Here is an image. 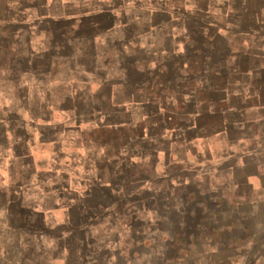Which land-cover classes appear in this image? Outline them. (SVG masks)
<instances>
[{"label":"crops","instance_id":"obj_1","mask_svg":"<svg viewBox=\"0 0 264 264\" xmlns=\"http://www.w3.org/2000/svg\"><path fill=\"white\" fill-rule=\"evenodd\" d=\"M0 12L2 34L10 42L7 44L22 45L13 52L17 59L28 61V69L46 74L66 68L72 74L102 78L83 83L81 90L63 97L61 107L70 102V107L86 108L91 119L96 118V108L152 109L156 133L151 138L150 153L154 171L163 164L167 172L172 166L184 169L185 163L175 164L173 159L186 149L199 157L198 162L206 163L207 152L192 145L203 138L213 119L219 124L215 138H223L224 130L225 134H246L250 170L261 171L258 179L264 191V0H1ZM127 61H134L130 67L146 84L134 86L127 80ZM112 69L117 79H110ZM147 76L151 81L147 82ZM104 112L97 115L100 120L111 121V112ZM127 116L125 113L123 122L127 123ZM72 118L79 123V115ZM46 136L40 139L51 138ZM145 140L140 138L141 143ZM62 147L61 143L54 148ZM70 151L78 158L79 142ZM234 154L239 156L238 151ZM176 177L169 175L165 186L184 192L188 181L179 174ZM66 178L64 175L52 185L43 177L17 184L19 192L33 194L29 204L17 203V210L38 221V228L29 225L21 231L25 239L12 251L18 264H88L93 259L87 254L92 233L86 223L95 218L96 210L87 205V191L79 197ZM160 180L159 175L152 180L157 194L150 199L151 206L175 198L160 197ZM23 199L20 197L27 203ZM57 213L77 220L74 237L48 245L46 220ZM151 214H155L153 208ZM172 240L164 245L161 264H173L169 258L176 253L180 264H188L195 257L202 264H239L237 253L233 260L232 255L209 252L206 246L192 249ZM256 246L240 264H264L258 252L254 253ZM71 250L75 253L72 262L61 256ZM125 251L124 245L108 248L106 264H131L127 256L134 255V261L140 256L136 247L127 256ZM195 251L199 254L194 257ZM112 257L117 258L114 263ZM149 264H159V257Z\"/></svg>","mask_w":264,"mask_h":264},{"label":"rangeland","instance_id":"obj_2","mask_svg":"<svg viewBox=\"0 0 264 264\" xmlns=\"http://www.w3.org/2000/svg\"><path fill=\"white\" fill-rule=\"evenodd\" d=\"M1 34L2 29L0 264H18L12 251L25 239L21 231L29 225L38 228V221L29 219L17 210V203L21 206L29 204L33 195L22 190L19 192L17 184H29L43 177L48 185H52L64 179V175L79 197L86 195L87 191V205L89 209L94 207L96 210L95 218L87 223L80 222L88 224L92 233L87 254H92L93 259L88 264L108 263L107 249L115 250L122 245L126 248V256L135 247L139 251L140 256L136 261L134 255L127 256L132 259L131 264H149L156 256L161 264L164 259L162 250L168 239L189 245L192 249L201 250L206 246L209 252L232 255L233 260L237 253L239 264L257 245L254 253L258 252L259 260L264 261V191L258 179L261 171L250 170V159L245 150L246 134L230 131L225 134L224 130L223 138H215L219 124L212 119L203 138L192 145L197 150L207 152L206 163L203 160L199 163V157L193 151L177 146V149L186 150L176 151L182 152V155H176L174 163H185L187 168L172 166L167 172L163 164L156 172L150 153L151 138L156 133L151 122V108H96V118L91 119L88 116L92 114L86 108L70 107V102H65L68 104L61 107L63 97L81 90L83 83L97 82L102 78L72 74L66 68L46 74L30 70L28 61L17 59L13 52L21 50L22 45L7 44L10 42ZM207 53L211 54L209 49ZM125 65L127 80L134 86L142 84L144 78L130 67L134 61H127ZM147 66L151 70L152 63L149 62ZM117 78L112 69L110 79ZM150 79L151 76L146 77L147 82ZM149 85H146L147 88ZM45 102L46 107L43 106ZM103 112H111L112 116L114 112L117 114L110 117L111 121L104 122L97 116ZM125 113L129 117L127 123L123 122ZM76 115H79V123L72 118ZM43 133L51 138L40 139ZM142 136L146 140L141 143ZM76 142H79L78 158L70 151ZM61 143L62 150H56L54 147ZM236 151L239 156L234 154ZM177 174L188 181L184 192L165 186L169 175H174L176 179ZM156 175H159L162 184V188H158L160 197L161 194L167 198L174 195L173 202L165 200L151 206L150 199L157 194L152 184ZM20 197L27 203L21 202ZM140 199H143L142 207L139 205ZM151 208L156 215L151 214ZM76 223L77 220H71L69 215L62 213L47 218L45 243L49 245L74 237ZM66 246L73 248L71 243ZM193 253L194 257L199 254L198 251ZM61 256H67L70 262L75 259L72 250L61 253ZM177 258L176 253L169 258L173 262H169L180 264ZM116 260L115 257L110 259L111 263ZM191 260L188 264H202L195 261L200 260L198 257Z\"/></svg>","mask_w":264,"mask_h":264}]
</instances>
